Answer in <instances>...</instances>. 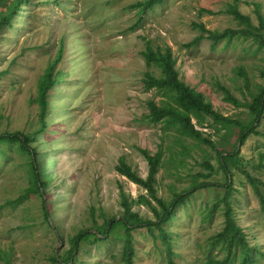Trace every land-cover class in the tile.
Wrapping results in <instances>:
<instances>
[{
    "label": "rangeland",
    "instance_id": "obj_1",
    "mask_svg": "<svg viewBox=\"0 0 264 264\" xmlns=\"http://www.w3.org/2000/svg\"><path fill=\"white\" fill-rule=\"evenodd\" d=\"M137 1L29 0L12 25L0 29V134L38 125L37 80L55 58L61 40L64 44L55 67L63 75L49 91L48 129L25 151L13 137L0 143V264H63L61 255L70 251L75 264H120L125 227L116 223L109 235L99 237L93 224L95 219L102 222L103 213L119 218L123 194L133 201L134 210L151 215L137 201L146 190L115 169L124 156L145 177L148 163L140 149L162 153L158 196L170 200L183 195L166 223L176 263L204 264L209 256L224 255L222 245L212 243L223 226L222 210L208 215V207L222 197L218 185L227 177L218 165V153L175 125L148 119L147 102L161 103L168 94L155 87L145 89V71L160 73L146 65L142 52L148 44L170 47L187 84L223 116L249 123L247 107L227 99L222 87L238 102L248 101V91L255 93L264 85V46L242 36L212 43L192 23L218 31L243 27L225 12L236 3L257 25L259 14L264 16V0H164L144 12L131 5ZM12 2L0 0V15ZM200 33L203 38L185 45ZM192 121L218 150L232 149L236 127L224 128L211 118L202 124ZM257 129L260 134L247 137L238 153L243 168L264 182V115ZM32 173L48 175L49 183L17 201L31 185ZM228 179L234 189V215L255 247L252 264H264L260 200L236 167L230 166ZM194 183L206 184L187 191ZM80 233L73 247L70 239ZM133 234L135 264H167L157 237L145 227ZM229 264H240L239 253Z\"/></svg>",
    "mask_w": 264,
    "mask_h": 264
},
{
    "label": "trees",
    "instance_id": "obj_2",
    "mask_svg": "<svg viewBox=\"0 0 264 264\" xmlns=\"http://www.w3.org/2000/svg\"><path fill=\"white\" fill-rule=\"evenodd\" d=\"M28 1L29 0H13L6 13L0 15V29L4 25H12L14 15H16L20 9H23V5ZM162 1L164 0H138L131 5L137 7L139 11L144 12ZM225 12L231 15L240 25H243V27H227L222 31H218L207 29L202 23L193 22L192 28L201 32H206V37L209 38L212 43H217L222 39L229 41L233 37L242 36L245 38H252L257 42L259 47L264 46V16L259 14V21L256 25L251 22L248 15L239 11L236 3L229 4L225 9ZM203 37L204 35L200 33L185 45L187 47L192 46ZM63 54L64 44L63 40H61L55 58L48 63L37 80V95L34 98V101L38 104V125L29 131L15 130L12 132H4L0 134V143L7 142L13 137L16 140L18 147L25 151L28 149L30 141H36L38 135L46 132L48 129V111L50 109V102L48 100L49 91L60 81L61 75H63L61 70L55 71L56 64L62 59ZM142 54L146 65L156 67L160 73L159 76H155L150 71H145L143 77L145 89L155 87L162 89L168 94V100H163L161 103H157L153 100L147 102L149 109L147 115L148 119L155 123L164 120L169 125L177 126L182 134L191 136L211 145V147L218 153L219 167L227 176L226 182L218 185L223 189L222 197L214 201L208 207V215L210 216H212L217 209L222 210L224 218L223 226L212 236V243L221 244L225 253L221 258L209 256L204 264H229L237 257L238 253L240 264H252L251 255L255 247L250 244L248 234L237 222L234 215V208L231 201L234 189L232 183H230V180L228 179V174L230 173V166L236 167L242 174H244L246 180L260 200L261 209L264 210V193L261 189V187H264V182L243 168L238 153V145H242L247 137L251 134H260L257 126L260 124L264 115V85L259 87L258 91L255 93H252L249 90L248 93L251 95V98L244 102H238L235 97L228 95V90L225 87H222L225 93H227V99L235 102L237 105H244L247 107L251 115V121L245 123L238 119L234 120L228 116H223L213 108L210 102L205 100L202 92L184 81L176 68V58L170 47L166 46L164 49L153 48L148 44ZM239 73L246 74L243 70H240ZM247 80L248 77L245 76V81ZM245 87L249 89V84H246ZM192 118H195L199 124H202L205 118H211L213 122L224 128L236 127L238 132L236 140L232 145V149L218 150L214 142L209 137L204 136V132L196 127ZM140 150L148 163V171L145 177L141 176L137 170L133 169L124 156L118 158L115 169L119 174L127 177L129 180L137 183L146 190L145 194L139 195V200L137 201L146 206L151 215L144 216L140 212L134 210L131 205L133 201L129 200L128 197L123 194L120 201L123 207L121 216L117 218V215L108 216L103 213L102 222L100 223L101 225L96 219L94 220V233L99 237H101L100 235L107 236L110 234L114 225L120 223L122 227H125L119 251L120 264H135L133 232L137 227H145L147 231L151 235L157 237L163 245L167 264H177L174 258L176 255V252L173 249L174 243L169 230L166 229V223L170 220L173 209L178 204V198H182L183 195H177L170 200L158 196L156 174L158 172L162 153L161 151L151 153L147 149ZM32 154L36 157V150L33 149ZM204 165L210 171L213 170V167L209 162H204ZM49 181L50 179L48 175L40 177L38 173H32L31 185L17 201L24 198L30 192H38L42 190V188L47 186ZM205 184L206 183H194L187 191H191L198 187H204ZM214 185L216 186L217 184ZM85 230L86 229H84V231ZM80 236L81 233L70 239L73 247L77 246V239ZM71 253L72 251L68 252V255H61L63 258V264H65V261H68L66 262L67 264H75L74 258L72 261ZM55 259H57V257H55Z\"/></svg>",
    "mask_w": 264,
    "mask_h": 264
}]
</instances>
